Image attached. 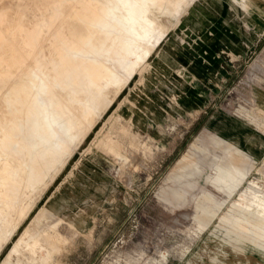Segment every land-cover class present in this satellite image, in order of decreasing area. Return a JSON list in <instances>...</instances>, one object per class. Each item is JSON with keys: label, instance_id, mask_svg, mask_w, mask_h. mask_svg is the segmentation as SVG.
<instances>
[{"label": "rangeland", "instance_id": "374dc122", "mask_svg": "<svg viewBox=\"0 0 264 264\" xmlns=\"http://www.w3.org/2000/svg\"><path fill=\"white\" fill-rule=\"evenodd\" d=\"M24 2L40 7L36 18L50 28L73 27L83 39L93 34L90 45L77 37L73 47L84 50L88 66L97 60L114 70L123 86L109 82L100 86L103 93L73 92L54 80L67 58L56 68H37L26 58L25 68L72 106L74 117L82 124L93 120L48 176L37 162L32 187L24 155L12 145L26 134L31 100L0 89V264H264V157L252 160L200 122L186 124L201 111L177 112L180 65L172 57L175 49L182 61L202 50L220 19L232 49L224 48L226 61L212 73L223 89L215 103L249 122L264 90V0H160L159 9L148 12L154 47L132 74L122 68L128 54L113 40L115 31L101 40L74 1ZM216 7L226 9L223 20L213 16ZM253 8L263 15L251 16ZM243 39L256 44L240 57L233 45ZM73 60L83 66L79 55ZM25 75H17L19 81ZM79 79L86 80L82 74ZM237 153L247 160L246 183L238 189L215 176ZM214 177L223 187L214 186ZM216 189L225 192V203ZM204 195L214 200L208 210L200 206ZM211 211L216 214L206 225L194 218Z\"/></svg>", "mask_w": 264, "mask_h": 264}, {"label": "bare ground", "instance_id": "6f19581e", "mask_svg": "<svg viewBox=\"0 0 264 264\" xmlns=\"http://www.w3.org/2000/svg\"><path fill=\"white\" fill-rule=\"evenodd\" d=\"M2 1L0 89L11 88L17 100H20L21 96L31 100L26 134H21L20 139L13 141L12 145L15 153L24 155L29 171L27 185L32 187L39 177L35 172L37 162L43 161V175L48 176V170L62 162L72 149L71 143H76L77 139H81L88 132V125L93 120L82 124L74 117L75 109L65 105L57 92L36 75L33 68H25L26 58L33 59L37 68H56L67 58L66 65L57 68L54 80L64 83L73 92L78 89L99 88V92L103 93V87L100 86L110 82L118 89L123 83L119 75L104 63L94 60V65L88 66L85 63L84 50L77 51L73 47L77 37L85 45H90L93 34L83 39L81 33L76 34L73 27L54 25L50 28L45 19L37 20L36 13L40 7L34 6L33 3L31 7V4H25V0H9V5L5 6ZM71 1L81 10L88 26L98 27L93 32L97 31L101 40H107L108 33L115 31L113 40H117L128 54L127 62L122 68L126 74L135 73L150 53V48L154 47L150 43L153 22L149 19L148 12L158 10L160 0H96L91 5L84 4L81 0ZM56 3L58 5L59 1ZM97 3L100 7L95 10L94 5ZM20 13L29 18L21 19ZM49 32V36L44 35ZM46 40L48 42H43ZM75 55L80 56L83 66L73 60ZM23 72L26 74L25 80L19 81L17 75ZM81 74L86 79L83 82L79 79ZM103 78L108 81L104 82Z\"/></svg>", "mask_w": 264, "mask_h": 264}, {"label": "crops", "instance_id": "0c3cea01", "mask_svg": "<svg viewBox=\"0 0 264 264\" xmlns=\"http://www.w3.org/2000/svg\"><path fill=\"white\" fill-rule=\"evenodd\" d=\"M225 10L220 7L212 8L213 16L215 15V17L223 20V17L226 15ZM250 11L251 16H262L264 14L261 13L263 10H259L258 8H253ZM220 21L219 19V21L213 24L211 34L206 35L207 38L200 46L202 50L198 51L199 54L197 51L190 52L189 59L185 61L180 60V56L182 57V55H177V49H175L172 55L174 64L177 67L180 65V73L177 77V112L180 115H185L187 112L195 109L201 111L197 119L192 116L187 121L185 120L186 124L192 127L200 122V125H204L209 129L211 135L229 142L231 146L244 151L250 159L256 161L261 159L262 155L264 157V90L256 95V113H254L252 119H249V122L243 119L240 120L237 116L223 111L219 104L215 103V99L221 95L223 89L217 87L214 81L217 78L212 76V73L215 75L217 70L214 67L218 68L222 62L226 61L223 54L224 48L229 47L232 49L226 41L228 40L227 32L222 27L223 25ZM243 40L240 41V45L237 42H234L235 45H233L234 48L238 49L236 54L240 57H244L253 42L254 45L256 44V39ZM203 58L206 59V63L202 62ZM204 64L205 67H203ZM246 164L247 160L240 153L234 154L229 158L228 168L215 176L229 182L238 189L246 183V171L244 172V165ZM255 166L254 170L257 168ZM213 184L216 188L217 186L223 187L215 177ZM218 192L222 195L220 203H225V192L223 190H219ZM213 205V198L209 195H204L200 206L208 210ZM215 214L216 212L214 211L201 212L196 214L194 218L203 226L208 224Z\"/></svg>", "mask_w": 264, "mask_h": 264}]
</instances>
